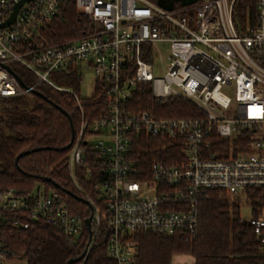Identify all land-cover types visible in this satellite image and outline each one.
<instances>
[{"label": "built area", "instance_id": "1", "mask_svg": "<svg viewBox=\"0 0 264 264\" xmlns=\"http://www.w3.org/2000/svg\"><path fill=\"white\" fill-rule=\"evenodd\" d=\"M18 1L0 0V23ZM69 2L91 29L48 41L47 26ZM236 2L175 0L165 9L156 0H23L13 20L0 26V100L44 83L71 94L80 109L68 168L81 190L75 169L94 165L85 174L98 179L93 188L105 207L106 251L116 264H134L138 233H194L197 195L208 189L238 208L250 206L251 216L239 221L252 228L264 254V0H254L253 14L241 20L234 17ZM14 64L34 81L20 86L5 67ZM83 70L95 76L91 95L97 87L103 94L90 113L81 105L85 97L55 81L71 72L82 80ZM144 83L152 96L187 100L201 115L167 117L131 107ZM142 137L180 148L183 160L181 154L172 165L155 160L138 168L131 150ZM87 201L97 229L99 208ZM26 217L56 226L69 243L81 233L80 217L55 191L0 189V232L26 229ZM15 260L0 236V264Z\"/></svg>", "mask_w": 264, "mask_h": 264}, {"label": "trees", "instance_id": "2", "mask_svg": "<svg viewBox=\"0 0 264 264\" xmlns=\"http://www.w3.org/2000/svg\"><path fill=\"white\" fill-rule=\"evenodd\" d=\"M253 8L254 0H237L234 17L244 19L248 12L253 14ZM91 27L92 23L87 17L69 2L47 26L45 36L50 42L58 41L78 36ZM12 68L24 84L29 85L34 81L19 66L12 65ZM55 79L57 83L77 91L81 76L71 72L64 76L57 75ZM35 89L42 96L30 92L0 100V189L14 187L28 191L38 186L35 183H40L45 190L55 191L70 211L80 217L81 233L77 241L69 243L56 226L26 217L29 222L26 229L2 227L0 236L11 256L25 260L26 264H66L68 259L79 256L88 241L86 219L91 217L92 209L89 204L65 193L64 189L83 199L91 198L101 214L97 229L93 224L89 225L93 237L85 256L74 264H116L106 251L108 231L105 207L93 188L98 179L96 175L85 174L86 167L93 174L94 165L89 161L75 169V179L81 190L73 182L68 168L69 148L65 146L70 140V122L74 131L78 128L80 109L69 93L54 90L44 83L36 85ZM102 103L103 94L98 87L93 95L81 100L85 113H90ZM129 104L159 116L201 115L187 100L172 96L162 100L152 96L145 83L135 90ZM33 148L39 149L33 151ZM26 150L30 152L21 155L15 162L17 155ZM131 152L137 160L136 166L144 170L155 160L172 165L181 159L182 154L180 148L157 141L155 137L138 138ZM197 212L194 233L182 231L167 236L146 231L136 234L134 264H172L173 258L178 255L189 256L193 264H264L259 240L251 227L239 221L237 205L220 197L216 190L208 189L197 195Z\"/></svg>", "mask_w": 264, "mask_h": 264}, {"label": "water", "instance_id": "3", "mask_svg": "<svg viewBox=\"0 0 264 264\" xmlns=\"http://www.w3.org/2000/svg\"><path fill=\"white\" fill-rule=\"evenodd\" d=\"M175 0H156V3L162 7V8H165V9H171L172 8V4ZM180 1V3L182 5H189L193 2H195L196 0H178ZM23 0H19L16 5L14 6V9H13V12L11 13L10 17L4 21V22H1L0 23V26H5L6 24L10 23L13 18H14V15H15V12L17 10V8L22 4ZM5 67L14 75V77L16 78V80L18 81L19 85L22 86V87H25V84L24 82L21 80V78L11 69V67L9 65H5ZM31 93H34V94H37V95H40L42 96L36 89H31ZM57 108L60 109V107L56 106ZM62 110V109H61ZM70 125H71V128H70V140L68 142V144L65 146L66 149H68L72 143V140H73V136H74V128L70 122ZM39 148H33L32 150H38ZM30 151L29 150H26L24 152H21L17 155V157L15 158V162H17V159L23 155L24 153H29ZM46 181H49L48 178H45ZM53 185H55V187H58L60 188L57 184L53 183ZM65 193L69 194L70 196H72L73 198L79 200V201H82L84 203H87L89 204V202L86 200V199H83L81 197H79L78 195L68 191V190H64L62 189ZM90 206V204H89ZM90 208L92 209V207L90 206ZM90 221H91V217H88L86 219V223H87V227H88V231H89V237H88V241H87V244L85 246V248L82 250V252L80 253L79 256L75 257V258H70L66 261V264H74L75 262H78L80 261L86 254V251H87V246L89 245V242H90V239H91V231L89 229V225H90Z\"/></svg>", "mask_w": 264, "mask_h": 264}, {"label": "rangeland", "instance_id": "4", "mask_svg": "<svg viewBox=\"0 0 264 264\" xmlns=\"http://www.w3.org/2000/svg\"><path fill=\"white\" fill-rule=\"evenodd\" d=\"M14 65H16V64H14ZM154 75L162 76L161 69H155L154 70ZM94 78H95V76H94V74H93V72L91 70H83L82 71V80L80 81L79 87H78V90H77L81 97H88V96H90L92 94ZM37 184L39 185V187L42 190L43 189V185L40 184V183H35V185H37ZM239 215H240V217H242L244 219L249 218L251 216V208H250V206L247 205L246 203L241 202L240 205H239ZM11 264H26V263H25V260L18 259V260H15ZM172 264H193V260L190 257L186 256V258L183 259V261H182V255H178V256H175L173 258Z\"/></svg>", "mask_w": 264, "mask_h": 264}, {"label": "crops", "instance_id": "5", "mask_svg": "<svg viewBox=\"0 0 264 264\" xmlns=\"http://www.w3.org/2000/svg\"><path fill=\"white\" fill-rule=\"evenodd\" d=\"M181 257V256H180ZM189 257V256H188ZM186 258V255H182V261Z\"/></svg>", "mask_w": 264, "mask_h": 264}]
</instances>
